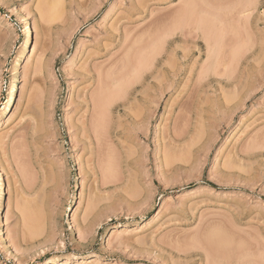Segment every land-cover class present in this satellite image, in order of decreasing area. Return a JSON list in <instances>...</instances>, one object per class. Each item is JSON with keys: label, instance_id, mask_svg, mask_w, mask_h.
I'll list each match as a JSON object with an SVG mask.
<instances>
[{"label": "rangeland", "instance_id": "1", "mask_svg": "<svg viewBox=\"0 0 264 264\" xmlns=\"http://www.w3.org/2000/svg\"><path fill=\"white\" fill-rule=\"evenodd\" d=\"M186 1L0 0V264H264V0Z\"/></svg>", "mask_w": 264, "mask_h": 264}, {"label": "bare ground", "instance_id": "2", "mask_svg": "<svg viewBox=\"0 0 264 264\" xmlns=\"http://www.w3.org/2000/svg\"><path fill=\"white\" fill-rule=\"evenodd\" d=\"M53 1H54V2H53ZM53 1L51 0V4H54V5L56 4V5L59 6V3H58V2H59L60 0H53ZM243 1H245V0H243ZM243 1H242V2H243ZM61 2H62V1H61ZM61 2H60V3H61ZM186 2H187V1H186ZM188 2H190V3H189V4H190V5H189L190 8H191V5H192L191 3H193L194 5L196 4L194 1H190V0H188ZM188 2H187V4H188ZM246 2H247V1H246ZM57 3H58V4H57ZM243 3H244V2H243ZM248 3H249V0H248ZM248 3H245V4H247V7L245 8V9H247V10L250 9V6L252 7V4H254V0H253V3H252V0H251V3H252L251 5L248 4ZM256 3H257V2H256ZM245 4H243L244 7H245ZM54 5H53V7H55ZM194 5H192V7H194ZM58 6H57V7H58ZM185 6H186V5H185ZM187 6H188V5H187ZM187 6H186V7H187ZM195 6H197V5H195ZM51 7H52V6H51ZM57 7H55V8L57 9ZM186 7H185V10L181 11L180 13L178 12V13H177L178 15L176 14L177 17H175V19L172 20V21H176L175 23H177V22H178L179 20H181L184 16H186V15H188V14H189V16H190V13H191V15H193V13H192V11H194L193 8H192V10H190L191 12L189 13V9H190V8L187 9ZM182 8H184V6H183ZM252 9H253V8H252ZM180 10H181V9H180ZM241 10H243V9H241ZM241 10H240V12H241ZM52 11H53V10H52ZM203 11H204V10H203ZM243 11H244V10H243ZM243 11H242V12H243ZM204 12H205V11H204ZM55 13H56V10H55ZM194 13H195V12H194ZM244 13L247 14V12H244ZM248 13H249V11H248ZM250 13H251V11H250ZM176 15H175V16H176ZM187 17H188V16H187ZM176 18H177V20H176ZM190 18H191V16H190ZM184 19H186V18H184ZM187 19H188V18H187ZM180 22H181V21H180ZM178 23H179V22H178ZM181 23H182V22H181ZM214 26H215V28H216V25H213V26H210V27H213V28H214ZM202 27H205V28H206V31H205V32H208V31L211 32V30H212V29H211V30H207V29H210V28L206 27V24L202 25ZM217 27H218V26H217ZM215 28H214V29H215ZM216 29L218 30V28H216ZM220 29H221V28H220ZM202 30H203V29H202ZM204 30H205V29H204ZM26 31H27L26 46H25L24 49H23L24 51H23V50H22L23 52L21 51L22 53H25V54L28 53L29 50H31V49H29V40H30V38L33 36V34H32V28H31L29 22H27ZM213 32H214V31H213ZM222 32H223V31H222ZM209 34H210V33H208V34L206 33V35H208L207 37H209ZM217 34H218V33H217ZM220 34H221V33H220ZM220 34H219V36H220ZM211 35H212V34H211ZM211 37H212V36H211ZM162 38H163V37H162ZM162 38H160V40H161ZM209 38H210V37H209ZM212 38H215V36L213 35ZM157 39H158V38H157ZM157 39L155 38L154 40L156 41ZM210 39H211V38H210ZM215 39H216V38H215ZM217 39L219 40V38H217ZM161 41H162V40H161ZM161 41H159V42H161ZM210 41H211L212 43L209 42V39L207 40V43L209 44L208 47L210 48V51H209V48H208V51H209L208 59H209V60H208V63H207L206 65H204V66H205V67H204V70H205V71H208V70L211 69V68H214V69H215L216 67L219 66L217 63H220V62H219V59H218L219 57L216 59V58H215L216 56L214 57V56L212 55V50H213V48H214L218 43H215V42H217V41H214V43L216 44V45H215V44L213 43L212 39H211ZM151 42H152V41H151ZM24 43H25V41H24ZM31 44H32V43H31ZM31 46H32V45H31ZM150 46H151V45H150ZM157 46H159V45L157 44ZM157 46H156V47H157ZM22 47H23V46H22ZM154 47H155V46H154ZM216 47H217V46H216ZM155 49H156V48H155ZM215 51H216V50H215ZM215 51H214V52H215ZM216 52H217V51H216ZM217 53H218V52H217ZM215 55H216V54H215ZM218 56H219V54H218ZM142 59H143V58H142ZM142 59H141L140 61H142ZM145 60H146V58L143 60V62H144ZM217 60H218V62H217ZM140 61H139V62H140ZM143 62H142V63H143ZM147 62H148V60H147ZM140 64H141V63H140ZM145 64H146V63H145ZM143 65H144V64H143ZM217 65H218V66H217ZM140 66H142V65H140ZM125 81L127 82L128 79H127V80L125 79ZM126 82H125V83H126ZM123 84H124V83H123ZM125 85H126V84H125ZM117 86H118V85H117ZM120 86H122V85H120ZM17 87L19 88V85H18V84H14V87H12V92H11V94L9 95V96H10V97H9V98H10V102H8V104L11 103V101L13 100L14 90H15ZM18 88H17V89H18ZM123 88H124V87H123ZM101 89H103V88H101ZM101 89H100V91H101ZM106 89H107V88H106ZM106 89H105V90H106ZM111 90H112V89H111ZM113 90H114V89H113ZM100 91H99L98 93H100ZM107 91H110V89H107ZM116 91L118 92V90H115L114 94L116 93ZM103 92H104V91H103ZM110 92H111V91H110ZM101 93H102V92H101ZM108 93H109V92H108ZM111 93H112V92H111ZM111 93L108 94L109 97H108V95H107L108 99H107V97H106V99H104V97L106 96V91H105V93H104L105 96H104L103 93H102L103 96H102V95L100 96V94H98V95H99V96L97 95V96H98V99H97V96L95 95V96H96L95 98H96L97 100H99V104H97L96 111H97V108H98V111L100 112V114H103V112L105 111L104 108H105V107L107 108V105L109 104V103H108L109 101H110V103H112V101H111L112 99L109 100V98H111ZM120 94H121V92H120ZM117 95H118V94H116V96H117ZM114 96H115V95H113L112 98H117V97H114ZM102 97H103V99H104V100H103L104 102L101 101L102 103H100V100H102ZM93 100H94V99H93ZM97 100H96V101H97ZM105 100L108 101V102H107L108 104L105 102ZM8 101H9V100H8ZM94 101H95V100H94ZM96 101H95V102H96ZM113 102H114V101H113ZM14 103H15V102H14ZM96 103H97V102H96ZM11 104H12V103H11ZM9 107H10V105H9ZM9 107H7L6 111H7V110L9 111ZM12 107H13V106H12ZM107 109H108V108H107ZM103 110H104V111H103ZM6 111H5V112H6ZM102 111H103V112H102ZM106 111H107V110H106ZM2 112H3L2 114H4V111H3V110H2ZM96 113H97V112H96ZM0 114H1V113H0ZM8 114H10V113H8ZM100 114L98 115V117H99L100 119H99V118H98V119L101 121V119H102L101 117H103L104 115H103V116H100ZM105 114H106V113H105ZM5 115H6V114H4L3 116H5ZM96 116H97V115H96ZM105 116H106V115H105ZM105 116H104V117H105ZM1 118H2V116H1ZM4 118H5V117H4ZM2 119H3V118H2ZM2 119H1V120H2ZM103 120H104V119H102V121H103ZM106 120H107V118H106ZM0 122H1V121H0ZM96 122H97V121H96ZM103 122H104V121H103ZM99 123H100V122H99ZM101 123H102V122H101ZM106 123H107V122H106ZM97 124H98V122H97ZM0 125H1V124H0ZM103 125H105V124H103ZM103 125H102V126L100 125L101 128H103ZM100 126H96V127H100ZM97 129H98V128H97ZM0 165H1V164H0ZM6 189H7L6 172H5L4 167H3V166H0V212H1V209L3 208V206H5V204H4V198H5ZM37 202H38V201H37ZM40 204H41V203H40ZM5 207H6V206H5ZM35 208H38V207L36 206ZM4 209H6V208H4ZM36 210H39V209H36ZM36 210H35V211H36ZM2 211H3V210H2ZM33 211H34V210H33ZM36 212H37V211H36ZM31 213H32V212H31ZM34 213H35V212H34ZM37 214H38V213H37ZM37 214H36V215H37ZM31 215H33V214H31ZM30 218H33V220H34V219L37 220V218H35V216H30ZM0 233H1V231H0ZM115 233H118V230H116ZM2 237H3V236H2ZM69 259H70V258L66 259V261H64L62 264H67V263H69ZM52 264H59V263H57V262H52Z\"/></svg>", "mask_w": 264, "mask_h": 264}]
</instances>
